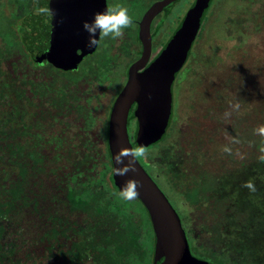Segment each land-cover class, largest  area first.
Returning <instances> with one entry per match:
<instances>
[{
    "label": "trees",
    "instance_id": "obj_1",
    "mask_svg": "<svg viewBox=\"0 0 264 264\" xmlns=\"http://www.w3.org/2000/svg\"><path fill=\"white\" fill-rule=\"evenodd\" d=\"M41 2L15 0L14 11L0 13V264H153L147 209L138 197L123 199L112 179L104 73L63 79L61 90L44 83L52 65L80 68L49 59L36 30ZM19 65L31 79L21 80ZM69 142L73 150L59 161ZM155 143L135 145L149 172ZM158 156L163 179L180 195L172 204L191 253L215 264H262L251 245L264 236V208L230 201L220 177L188 175Z\"/></svg>",
    "mask_w": 264,
    "mask_h": 264
},
{
    "label": "rangeland",
    "instance_id": "obj_2",
    "mask_svg": "<svg viewBox=\"0 0 264 264\" xmlns=\"http://www.w3.org/2000/svg\"><path fill=\"white\" fill-rule=\"evenodd\" d=\"M192 1L179 0L172 10L174 16L185 15ZM107 3L109 8L127 7L131 16L139 15L144 7L124 0H107ZM16 6L15 0H0V13H10ZM204 19L199 32L202 36L189 56L190 68L199 69L201 74L191 80L195 87L186 91L192 93L189 100L180 99L175 91V121L161 141L147 150L152 159L151 174L173 204L180 202L179 193L159 171L156 160L163 154L165 159L180 162L188 175L220 177L221 190H226L228 200L251 201L264 208V0H213ZM170 26L173 28L175 23ZM121 36L127 38L124 33ZM119 43L118 38L102 37L97 50L79 62V72L61 71L52 65L41 71L44 83L61 90L63 79L81 81L84 75L95 76L98 68L111 72L120 69L121 61L116 60ZM127 44L129 50L124 60L134 51L131 40ZM24 67H19L22 81L28 70ZM112 79L114 94L119 81L115 76ZM63 148L65 155L59 161L69 156L73 143ZM247 181L254 183V192L244 187ZM234 239L240 237L236 235ZM252 242V253L264 264V236Z\"/></svg>",
    "mask_w": 264,
    "mask_h": 264
},
{
    "label": "water",
    "instance_id": "obj_3",
    "mask_svg": "<svg viewBox=\"0 0 264 264\" xmlns=\"http://www.w3.org/2000/svg\"><path fill=\"white\" fill-rule=\"evenodd\" d=\"M174 0H156L145 11L139 22L142 43L141 56L132 63L128 78L115 98L109 113L107 142L112 163V179L122 190L131 182L137 186V196L145 205L152 224L155 248L153 264H215L195 256L181 218L171 201L142 166L133 149L134 143L148 145L162 139L171 120L173 79L185 63L192 47L195 32L211 0H195L181 23L169 37L160 52L146 65L151 52L150 24L153 16ZM41 39L49 59L72 67L83 57L78 49L87 46V34L82 23L107 9L105 0H42ZM146 67L139 70L141 67ZM135 104L137 127L134 139L128 133V116ZM134 154L130 171L124 176L113 174L121 167L113 159L115 154ZM128 163V157L122 158Z\"/></svg>",
    "mask_w": 264,
    "mask_h": 264
},
{
    "label": "flooded vegetation",
    "instance_id": "obj_4",
    "mask_svg": "<svg viewBox=\"0 0 264 264\" xmlns=\"http://www.w3.org/2000/svg\"><path fill=\"white\" fill-rule=\"evenodd\" d=\"M124 1H127V2L131 3L132 5H136V4H140L141 3V4L144 5V7H143L142 12L139 15H137V14H135L134 16L130 15L132 17L133 23H132V25L129 28H127L125 31H123L124 35L127 38H124L122 36H120L118 38L119 41H120V43H119L120 50L117 53V59L116 60L121 61V68L117 69V70L114 69L112 72L110 71V69H109V71H104L102 68H98V70H97L98 73L99 72L104 73L103 79H101V80L106 83V91L103 92V93L106 96H108V100L112 101V104H113L115 98L117 97L119 92L122 90L123 86L125 85V83L127 81L128 71H129L130 66L132 65L133 62H135L141 56L142 43H141L140 36H139V22H140V20H141V18L143 16V14L145 13V11L156 0H124ZM178 1L179 0H174L173 2H171L170 4L165 6L162 10H160L159 12H157L153 16V18L151 20V24H150L151 52H150L149 60L146 63V65H148V63L160 52V50L164 47V45L166 44V42L169 39V37L173 34L175 29L181 23V21H182V19L184 17L183 16L184 14H182L181 16H176L175 17L174 16V11H172L173 7L177 4ZM194 1L195 0L192 1L191 5L194 3ZM212 2H213V0H211L210 4L207 6V8H206V10L204 12V15L202 17V20H201V22H200V24H199V26L197 28V31L195 32V36H194V40H193V43H192L191 50L196 48V45L198 44L199 39L202 36L201 35L202 33L199 34V32H200L201 26L204 23V20H205L204 18H205V16L208 13L209 6L211 5ZM105 3H106V6H107V9H108L109 7H108L107 0H105ZM187 11H188V9H187ZM35 20H36V24H37L36 25V30L38 32V35H40V37H41L42 32H44V30L42 29V26H41L42 17L40 16L39 19H35ZM172 23H175V26H173V28H170L171 27L170 25H172ZM241 23H242V21H241ZM238 35H239L238 38L241 39L242 36L240 34H238ZM158 36H160L159 41L157 40ZM101 38H102V36H98L97 37V41L99 42V40ZM105 39H108V38H105ZM129 40H131V42L134 44V46H133L134 51L130 52L131 55L133 54L132 56L130 55L128 57V59L124 60V56L127 54L126 51L129 50L128 49V44H127V42ZM98 42L92 48H84V49L81 48V49H78L77 53L78 54H83V57L78 59V60H76L71 68L79 69L80 68L79 62L84 60L86 55L93 54V52H95L97 50ZM191 50L189 52V55H188L185 63L179 68V70L177 71V73H176V75L174 76V79H173V85H172L173 104H172L171 120H170L169 126H171V123L173 121V113H174V110H175V107H174L175 91H176L177 96L180 99L189 100L192 97V93L191 94L188 93V92L186 93V91H188L191 88L195 87V84H191V82H192L191 80L194 78V76L197 77V76H199L201 74L200 73L201 71L199 69L195 70L193 68L192 69L190 68L191 67V65H190L191 61L189 62V56L191 54ZM118 63L120 64V62H118ZM146 65L141 67L139 70L140 71L143 70L146 67ZM206 66L207 65H205V67ZM90 69L92 70V67H90ZM189 72L192 73V74H188ZM113 76H115L118 79V81H119V84H118L119 88L117 89V91L114 94H112V91H113V88H114V86L112 85ZM199 80H200V78H199ZM199 80H198V83L200 82ZM131 115H135V116H133V118H131ZM136 127H137V117H136V114H135V104H134L132 106V108H131V110L129 112V116H128V133H129V136H130L131 140L134 139V134H135V131H136ZM135 145H136V143H134V145H133L134 153H135L136 157L138 158L139 162L146 169L147 167L141 161V154H136V149L139 152V148H138V146L135 147ZM147 172L152 176L151 172H149V171H147ZM152 178H153V176H152ZM159 187H160V185H159ZM162 191L164 192L163 189H162ZM165 195H166V193H165ZM175 209L178 212V214H179V216L181 218V221L183 222V216L181 215V213L179 212V210L177 208H175Z\"/></svg>",
    "mask_w": 264,
    "mask_h": 264
},
{
    "label": "clouds",
    "instance_id": "obj_5",
    "mask_svg": "<svg viewBox=\"0 0 264 264\" xmlns=\"http://www.w3.org/2000/svg\"><path fill=\"white\" fill-rule=\"evenodd\" d=\"M133 23L132 17L129 14L127 7L123 5H116L108 8L102 12L95 13L91 20H86L82 23L83 31L87 34V46L93 47L97 44V37L102 36L108 39L119 38L123 30L129 28ZM136 154H142V149ZM124 157H128V163H124ZM115 163L120 164L121 167L113 168V174L117 176H124L131 170L129 163L134 162V154L129 152L123 155L117 153L114 158ZM244 187L254 192L255 185L252 181H247ZM137 186L133 181L122 189L120 195L125 200H132L137 196Z\"/></svg>",
    "mask_w": 264,
    "mask_h": 264
},
{
    "label": "bare ground",
    "instance_id": "obj_6",
    "mask_svg": "<svg viewBox=\"0 0 264 264\" xmlns=\"http://www.w3.org/2000/svg\"><path fill=\"white\" fill-rule=\"evenodd\" d=\"M141 51V50H140ZM51 64V63H50ZM57 68V67H56Z\"/></svg>",
    "mask_w": 264,
    "mask_h": 264
}]
</instances>
